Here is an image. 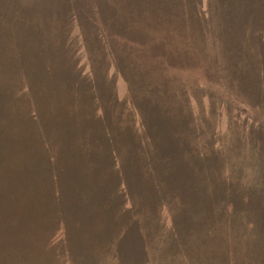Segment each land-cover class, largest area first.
Segmentation results:
<instances>
[{"label":"rangeland","instance_id":"obj_1","mask_svg":"<svg viewBox=\"0 0 264 264\" xmlns=\"http://www.w3.org/2000/svg\"><path fill=\"white\" fill-rule=\"evenodd\" d=\"M64 1L0 0L10 87L27 81L55 116L89 104L54 118L70 226L66 242L45 246L62 220L38 209L30 264H264V0H132L128 39H110L105 56L90 49L107 58L90 69L73 54L81 25L63 20ZM100 107L114 132L95 147L82 126ZM64 124L76 132L62 136ZM39 142L33 169L51 158Z\"/></svg>","mask_w":264,"mask_h":264},{"label":"trees","instance_id":"obj_2","mask_svg":"<svg viewBox=\"0 0 264 264\" xmlns=\"http://www.w3.org/2000/svg\"><path fill=\"white\" fill-rule=\"evenodd\" d=\"M76 1L78 0L64 1L67 6L63 20L69 24L81 25L82 40L72 43L73 54L80 55L84 52L85 54L81 55H85L84 58L87 60L83 64H89L90 69L93 66L91 60L102 63L107 59L103 56L106 55L108 44H112L110 39L112 41L115 39L118 43L128 39V29L125 32V27L129 28L128 22H136L137 19L126 14V10H133L131 8L132 0H127V2L124 0H81L83 6L78 10L71 8V5ZM90 4L96 6L91 8ZM97 44L99 45L98 52L103 50L101 58L95 54L87 53L90 49L95 51ZM111 54L114 56L112 51ZM118 54L116 53V55ZM116 62H118L117 59ZM83 64L82 70L85 71ZM108 67L110 69V66ZM113 72L116 75V70L113 69ZM0 75H4L5 82L4 84L0 83V264H30L33 243L30 242L29 237L32 228L36 229L39 225L38 215H36L38 209L40 213L57 215L62 220L61 224L51 227L54 238L50 241L47 240L45 246L49 247L55 241L59 243L67 241L70 224H66L62 214L64 207H60L61 190L54 184L58 178L57 171H59L54 166L57 161L55 157L60 153L56 149L57 142L54 133L58 127L57 118L85 116V108L89 104L79 100L69 106L65 113L63 109L58 111L57 118L54 119L56 116L47 102V97L46 100L39 96L37 98L36 92L23 79H18L20 81L18 85L10 87L9 74L3 70ZM87 75L89 74L87 73ZM10 94L17 97L14 102ZM41 96L45 98L46 94L42 92ZM24 97L28 98L27 102ZM95 98L98 100L97 96H94ZM143 109L140 104H137L134 110L141 113ZM69 110L71 111L69 112ZM100 110L98 115L93 116L95 113L92 114L91 111L88 113L92 114L95 119L103 118L102 123L94 125L91 121L93 118H91L88 122L85 121L86 124L82 126L85 132L90 133L89 141L96 144L95 147L102 140L105 141L104 145H107L104 134L114 132L111 128L112 125L106 124L104 127V118L109 114V111L103 110L102 107ZM154 111V113H158L157 108ZM143 117L140 116L144 122ZM64 130L65 133L62 136L70 134L69 132H76L73 124H64ZM36 134L39 135L41 142L38 143V150L43 155L48 153L51 158L49 163H45L47 166L43 164L41 167H37L36 162V167L33 169L29 164H31L33 152H35L34 136ZM72 141L71 139L65 142H62L61 139L58 140L62 154L63 151L67 152L65 149H71ZM90 148L91 143H89ZM100 154L99 152L96 155ZM31 174H34L35 177L33 182H29ZM34 203L36 205L33 206Z\"/></svg>","mask_w":264,"mask_h":264}]
</instances>
